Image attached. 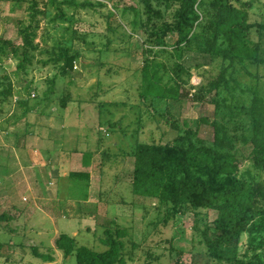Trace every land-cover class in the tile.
<instances>
[{
	"label": "rangeland",
	"instance_id": "rangeland-1",
	"mask_svg": "<svg viewBox=\"0 0 264 264\" xmlns=\"http://www.w3.org/2000/svg\"><path fill=\"white\" fill-rule=\"evenodd\" d=\"M37 1L41 10L33 35L37 48L29 49L30 60L19 69L10 46L0 48V90L11 82V92L0 95V216L7 217L0 218V264L44 263L37 253L53 254L51 264H77L74 254L62 258L55 246L59 234L72 231L62 223L70 219H58L56 227L47 222L46 213L80 217L73 235L76 244L97 251L107 248L100 241L104 237L100 222L109 219L126 228L123 264H169L180 249L186 263L209 264L195 226L203 227L215 212L189 211L164 224L160 219L167 207L158 208L156 199L131 193L130 152L137 142L163 143L189 129L195 132L193 141L211 145L209 121H227L230 128L239 123L240 119L228 120L223 103L214 115V92L201 96L217 74L220 60L187 52L178 61L182 70L174 72L177 58L171 55L172 38L149 36L169 19L165 6L159 7L162 18L148 19L137 0H89L93 4L89 9L63 4L61 11L47 0ZM28 4L27 0H0V43L11 40L20 52L24 47L19 27L29 23ZM130 5L138 11L134 29L131 20L136 14L122 12ZM250 20L264 25V0H254ZM250 36L259 41L264 56V29H252ZM56 45L78 55L66 74H60L58 66L42 63L48 57L45 51ZM152 59L164 62L170 74L166 80L181 82L177 100L140 95L141 68ZM233 76L230 84L236 99L249 96L250 87L264 96V64L237 63ZM227 98L231 100L230 95ZM242 120L247 121L244 115ZM87 151L92 155L86 165L81 157ZM82 170L93 177L87 188L91 205L83 213L82 199L63 200L69 192L82 198L79 185L85 179L74 184L72 176ZM68 223L78 227L76 221ZM132 241L139 246L133 249Z\"/></svg>",
	"mask_w": 264,
	"mask_h": 264
},
{
	"label": "trees",
	"instance_id": "trees-1",
	"mask_svg": "<svg viewBox=\"0 0 264 264\" xmlns=\"http://www.w3.org/2000/svg\"><path fill=\"white\" fill-rule=\"evenodd\" d=\"M27 1L29 23H21L19 27L24 50L20 52L19 47L8 39L0 43L1 49L6 44L10 46L12 54L18 58L19 69L30 60L29 49L37 48L33 35L41 10L37 7V0ZM47 1L60 11L63 4L74 9H89L93 5L89 0L80 3L77 0ZM137 3L148 19L162 18L159 7L167 8L169 19L161 21L149 36L155 39L172 38L171 55L177 58L174 72L182 70L178 61L187 52L220 60L217 74L204 86L201 96L204 92H214V115L219 113V104L223 103L228 120L240 121L233 128L227 121L220 122L216 118L209 121L213 130L211 145L201 140L193 141L195 132L191 129L163 143L137 142L130 152L133 158L131 193L141 199H156L158 208L167 207L166 214L160 219L164 224L169 218L185 215L189 211L197 214L200 209L213 210L215 217L210 222L203 223V227L195 226L209 264H264V96L257 88L250 87L249 96L240 101L234 97L235 87L230 84L234 80L233 70L237 63L264 64L260 43L250 36L252 29H264L260 21L250 20L254 0H137ZM112 7L119 8L116 4ZM127 10L136 14L131 20L134 29L138 23V11L130 5L125 6L122 12ZM45 53L48 57L42 63L58 66L60 74H66L78 57L76 52L63 45H56ZM141 72L142 97L178 99L181 82L172 77L165 79L170 74L164 62L155 59L146 61ZM54 80L55 77L50 80L51 87ZM10 92L9 80L6 87L0 90V95ZM227 95L231 96L230 101ZM21 103L27 105V102ZM61 104L64 107L67 105L65 99ZM242 115L247 121L242 120ZM91 155L90 151L85 152L82 162L87 165ZM245 163L248 166L245 167ZM88 173L72 172L74 184L85 179L79 185L83 191L82 198L75 195L74 198H87ZM0 218L7 217L2 214ZM99 225L104 232L100 241L106 245L105 250L77 245L75 237L66 233L59 234L55 239L56 248L64 257L74 254L77 264L125 263L122 238L127 235V229L120 228L109 219H104ZM138 246L132 241L133 249ZM181 254L180 249L169 264H189L182 260ZM41 256L46 260L52 259L50 253Z\"/></svg>",
	"mask_w": 264,
	"mask_h": 264
},
{
	"label": "crops",
	"instance_id": "crops-1",
	"mask_svg": "<svg viewBox=\"0 0 264 264\" xmlns=\"http://www.w3.org/2000/svg\"><path fill=\"white\" fill-rule=\"evenodd\" d=\"M81 163L82 164H84L83 162H82V157H81ZM82 171H86V170H82ZM90 176V179L89 180H93V177H92V175L90 174L89 175ZM91 182V181H90ZM90 184V183H89ZM89 186L90 185H88V188H89ZM87 196H88V194H87ZM68 199H71V200H76L77 201V199L76 198H74V195H71L70 194V192H69V194L68 195H65L64 196V198H63V200L65 201V200H68ZM69 201V200H68ZM88 199L86 198V199H82L81 201H79V202H81V204H82V206H83V209H82V213L83 212H87L88 210H89V206L91 205V204H89L88 203ZM87 210V211H86ZM46 213V212H45ZM84 216H86V214H84ZM49 218H50V220H49ZM64 219V220H67V219H70V220H68V221H65V222H62V223H65V226H67V228H69V230H72V231H66V232H62V233H66V234H68V235H71V236H73V235H76L77 234V230H78V228L80 227V225H79V222L78 221H80V217H69V218H66L65 216L64 217H55L54 215L53 216H51L50 214H45V219H48V221L47 220H45V221H47V222H50V223H52V224H54L56 227H57V225H58V222H57V220L58 219ZM75 219V220H74ZM69 221H72V222H74L75 223V221H76V223H77V225H78V227H75V228H73L72 227V224H70V223H68ZM31 228V227H30ZM80 230V229H79ZM26 231H29L28 229H26ZM69 232V233H68ZM55 251H57V249L55 248ZM41 254H44V253H41ZM41 254H39V253H37L36 255L37 256H40L43 260H45L44 261V263H42V264H51L52 263V261L54 260L53 259V254H50L51 256H53L52 257V259H44L43 258V256H41ZM62 258H65L63 255H62ZM61 258V259H62Z\"/></svg>",
	"mask_w": 264,
	"mask_h": 264
}]
</instances>
